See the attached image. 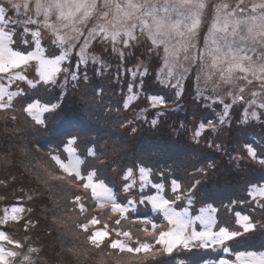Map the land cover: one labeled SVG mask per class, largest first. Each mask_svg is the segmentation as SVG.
I'll use <instances>...</instances> for the list:
<instances>
[{"label": "snow or ice", "instance_id": "1", "mask_svg": "<svg viewBox=\"0 0 264 264\" xmlns=\"http://www.w3.org/2000/svg\"><path fill=\"white\" fill-rule=\"evenodd\" d=\"M41 15L43 21L33 18ZM53 15L60 23V28L50 22ZM93 20L97 22L92 27H87ZM39 25L51 31V46L59 51L58 55L53 53L51 59L43 55L40 27L33 30V26ZM61 28L65 31L61 32ZM141 36H146L152 43L149 53L159 44L164 45L163 60L164 67L168 68V77L185 76L189 71H195L197 84L203 77L205 86L211 83L212 92L216 94L214 97H208L198 90L197 99H203L205 102L212 100L217 106L223 105L221 113L218 114L219 123L202 121L196 126L194 138L197 141L202 133L218 135L225 122L230 120L229 110L237 104L244 107L243 120L238 122H259L264 118V0H236L235 3H232V0H0V74L6 76L9 83L14 80H27V76L22 75L20 70L30 62L37 61L35 70L44 85L50 82L57 84L58 73L70 76L72 81L79 83V74L72 70L71 64L61 68V61L68 59L70 53H74L73 59L77 67L90 59L94 64H100L102 70L105 56L109 54L117 56L121 64H126L129 58L135 55L134 49ZM201 36L202 47L198 43ZM173 39L176 43L169 46ZM80 41L82 43H78ZM94 49H100L98 55L94 53ZM128 49L133 51L128 52ZM185 63L188 67H185ZM139 67L138 64L137 68ZM174 68L181 71L176 73ZM125 71L132 70L125 68ZM137 74L143 77L145 73L133 72L134 76ZM160 76L161 71H158L157 78L160 79ZM83 79L87 81V75ZM160 82L166 83L164 80ZM27 83L36 87L33 80H27ZM142 86L143 81L140 87ZM166 86L179 89L182 87V81L178 78L175 85H171L169 81ZM221 88L225 89V95L231 99V103L225 102V98L217 94ZM233 88L238 91L233 92ZM250 89L256 90L250 92L251 99H246L245 93ZM129 90H132L131 85ZM136 95L138 94L133 93L127 97L125 109ZM175 95L177 100L181 98L180 91H176ZM17 97L22 104L30 99L24 90L9 91L0 85V110L13 112L11 116L3 117L5 125L9 122L15 125L21 116L25 120L31 118L36 125H43V114L53 112L57 108L55 104L41 106L38 102H29L18 110V115L14 107V98ZM258 97L262 98L259 104ZM148 99L152 108L166 107L167 98L164 96H149ZM207 106L211 107V104ZM145 111L141 109V112ZM162 114L157 113V117ZM139 118L138 114L137 119ZM130 123L122 127L130 126ZM151 123L155 126L158 120L153 119ZM136 131L135 128L132 129L133 133ZM75 139L70 138L65 146V150L69 152L67 160L62 158L58 150L56 154H51L50 150L49 158L54 162V167L52 172H48L42 179L45 184L58 182L70 190H75L70 192V203L87 220L85 223H78L76 227L82 230L86 242L93 250L103 252L106 247L109 254H128L134 260L142 254L143 260H137V264H163L158 258L170 257L178 248L223 247V251L227 252L229 249L225 246L226 242H235V238L243 237L244 234H255L257 229L264 230V222L257 220L252 213L235 214L236 225L239 226L236 230L217 224V210L211 203L201 207L199 214L189 216L188 208L181 209L180 204L202 202L199 198L201 181H195L190 187H186L179 177L168 181L167 175L161 173L162 182L152 184V188L156 189L154 195H145L141 191L139 200L126 198L121 192L127 193V197L136 195L132 191L136 185V181L132 179L133 169L124 170L123 188L115 183L109 186L105 180L98 177L101 169L89 170L90 166L76 154L75 148L68 149L67 145L73 144ZM209 143H214L211 137ZM215 147L219 151L221 145L217 144ZM243 150L248 159L264 165V144L254 146L246 143ZM100 151L99 147H91L87 156L96 158ZM231 159L239 166L244 156L237 154ZM4 163L7 166L10 160L5 158ZM214 166L213 162H209L207 168ZM204 171V167L195 170L196 173ZM138 172L142 190L151 183L150 177L154 176V172L142 164L138 167ZM129 180L132 182L128 183ZM16 184L17 177L11 173L0 179V189H7ZM166 184H170L171 196L165 191ZM33 191L36 195H26L24 185L21 184L15 189L17 202L5 207L0 215V264H48L39 256L42 248L33 247L28 243V233L39 228L41 222V216L36 214V207L28 205L43 204L42 192L39 189ZM247 194L256 203L257 208L264 212V184H250ZM9 195L0 191V201L7 203ZM178 201L180 203H177ZM237 203L235 200L231 201V204ZM239 203L245 201L241 200ZM137 205H151L156 217L134 215ZM48 211L50 209L46 205L41 207L44 219H47ZM94 211L97 214L94 215ZM103 211H110L109 219L115 221L113 227L110 228L108 223H104L102 228L96 227L101 223L98 214ZM195 211L193 209V212ZM87 216H91V219H87ZM161 217L162 224H157L156 219ZM129 218L133 224L143 226L139 229L145 234L143 240L139 237L134 239L131 230L121 227L122 221ZM51 223L55 224L56 219L53 218ZM9 225H22L26 234L24 242L10 235ZM213 225H216L218 230H214ZM48 234L52 235L51 230ZM26 244L27 252H23ZM239 255L249 258L246 264H264V253L248 252ZM219 264L228 262L221 260Z\"/></svg>", "mask_w": 264, "mask_h": 264}, {"label": "rangeland", "instance_id": "2", "mask_svg": "<svg viewBox=\"0 0 264 264\" xmlns=\"http://www.w3.org/2000/svg\"><path fill=\"white\" fill-rule=\"evenodd\" d=\"M17 2H22V0H17ZM235 2L236 0H232V3ZM33 18L41 21L44 19L43 15L40 17L33 16ZM50 22L55 23L56 27L60 28V23L56 21L55 15L50 18ZM96 22L97 21L93 20L87 27H92ZM36 27H40L42 32L43 39L41 41V47L44 57L51 59L53 58V53L58 55L59 51L51 46V31L44 29L42 25L33 26V30ZM63 31H65V29L61 28V32ZM78 43H82V41ZM175 43L176 41L173 39L170 41L169 46ZM198 43L200 47L203 46L202 36ZM109 47H111V45H109ZM34 48L35 44L33 43V49ZM150 48H152L151 41L148 40L146 36H141L134 49L135 55L131 56L126 64H121L117 56L109 54L105 56V63L102 70L100 64H94L90 59L87 63L77 67L75 59H73L74 53H70L68 59L61 61V68L71 64L72 70L79 74V83L72 81L70 76L66 77L65 74L58 73L56 76V80L58 81L57 84L53 85L50 82L48 85H44L43 82L40 81L39 75L35 70L37 61H32L27 67L20 71L22 75L27 76V80H33V82L36 83V87L29 86L27 80H14L9 83L7 77L3 76V74H0V85L5 86L9 91L24 90L30 97V99L24 101L23 104L20 102L19 97L14 98V107L17 109L18 115V110L29 102L44 103L43 105L46 103L57 105V108L53 112L43 115L44 119L45 115L50 117L49 119H45L46 129L44 132H46V135L47 133L48 135H52V141L55 137L59 136L61 143H63L64 136H72L74 133L78 136L77 134L82 133L84 130H87V128H90V130L92 128V133H97L99 136V139L96 140L97 145H101L102 142H104L103 140L110 136L108 135V129L118 131L121 129V131H124L115 146L109 147L110 145L106 144L105 146L102 145L99 147L101 151L97 153L96 158H93L94 162L90 167L101 169V171L98 172V177L101 179L106 177V172L109 173L111 180L116 182L120 188H123L124 170L132 168V179L136 181L135 188L132 189V191L136 193V195L134 197H127V193L121 192V195L126 198L139 200V193L141 191L144 193V190L150 184H147L146 187L141 190L138 172V167L140 165L136 166L128 162L126 159L127 157L124 156V153L128 151H138V154L142 156L146 162L147 167L159 169L157 173L159 174V171L160 174L165 173L169 179L179 177L182 184L186 187H190L195 181H201L200 195H204L208 191L210 184L233 180L231 177L236 179L234 174L238 176V179H243L246 176L251 180H256L264 184V165H260L258 161L248 159L247 153L243 150V146L246 143H251L254 146L256 144H264V118L259 122L254 120L248 123L238 122L243 120L244 107L242 104H237L233 109L229 110L230 120L225 122L223 130L218 135L202 133L197 141L194 138L196 126L202 121L219 123L218 114L221 113L223 105L217 106L212 100L205 102L203 99H197L198 90L202 91L204 96L208 97H214L216 94L212 92L211 83L205 86L203 77L199 84H197L195 71H189L185 76L174 75L173 77H168V68L164 67L163 60L164 45L159 44L156 48L152 49L151 53H149ZM93 51L98 55L100 49H94ZM132 51L133 49H128V52ZM138 64L140 65L139 68H137ZM185 67H188L187 63H185ZM125 68L131 69L132 71L126 72ZM118 69L119 75H117ZM158 71H161L160 79L157 78ZM180 71L181 70L174 68V72L179 73ZM133 72H144L145 74L143 77L138 74L134 76ZM85 75L88 77L87 81L83 79ZM178 78L182 81L181 88L173 89L170 86H166V83L169 81L171 85H175ZM160 80H164L166 83H161ZM142 81L143 86L140 87ZM129 85L132 86L131 91L129 90ZM101 90L102 94H100ZM254 90L256 89H250L245 93L246 99L252 98L250 92ZM176 91L181 92V98L178 100L175 95ZM232 91L237 92L238 89L233 88ZM133 93H137L138 95H136L135 99L129 101V107L125 109L124 103L127 97L133 95ZM217 94L223 96L225 102H232L231 99L225 95L224 88L219 89ZM157 95L167 98L166 107H151V102L148 97ZM261 99L260 97L257 98V104L261 102ZM208 104H211V107L207 106ZM141 109H145L146 111L141 112ZM257 111L260 110L257 109ZM157 113L163 114L157 117ZM12 114V111L4 112L0 110V179L6 174L11 173L15 175L17 181L21 183V181L23 182L26 180L25 175L27 177L28 175L21 172L16 165L13 166L15 155L8 151L9 147H7V145L10 141L7 137L10 132L12 136V132L15 130L17 131V127L22 126V124L24 125L29 122L31 124L32 119L28 118L25 120L23 116H21L16 121L15 125H12L11 122L5 125L3 117L5 115L11 116ZM138 114L140 117L139 119H137ZM56 116L57 119H55ZM153 119L158 120L155 126L151 123ZM129 122H131L130 126L122 127V125H128ZM33 123V127L44 128L45 125H36L35 121ZM182 124L184 127H181ZM133 128L137 130L135 133L132 132ZM210 137L214 143H209ZM86 139L87 138L84 139L86 144L80 147L82 153H84L85 147L88 145ZM217 144L221 145L219 151L215 147ZM139 145L144 146L147 152L156 150L159 159L163 155L164 165H161L159 161L158 168L156 162L152 160L153 156L142 151ZM132 146L134 148H132ZM67 147L68 149L73 148L74 143L67 145ZM49 148L50 146L46 145L44 150L47 151ZM75 151L76 154L79 155L76 148ZM257 151L259 153V149H257ZM66 153L68 158L69 152L66 151ZM237 154L244 156L239 166H237L235 160L231 159V157ZM79 156L82 158L81 155ZM5 158L10 160L7 166L4 163ZM209 162L214 163V168H207ZM201 167H204L205 171L196 173L195 170ZM45 171H47V168H45ZM56 174H58V171ZM229 176H231L230 179H228ZM131 182V180L128 181V183ZM233 182L236 183L235 181ZM243 183L244 181L240 180L239 185ZM29 185L34 188L33 184L30 182ZM18 187L19 184H16L7 189H0V191L10 194L7 198V203L0 201V215L3 214L5 205L15 203V189ZM71 191L75 190H70L64 186L63 192L66 193L68 199L72 198L70 194ZM155 193L156 189L154 192L146 195H154ZM76 194L80 193L76 192ZM27 195L32 194L28 193ZM177 203L180 202L178 201ZM65 204V207L63 206V210L60 212L59 218L57 216L55 219L58 221L62 217L67 221L69 227L67 232L71 238H74L71 243L74 241L78 242V244L76 243L78 251L82 253L85 258H90L93 264H137V260H143L142 254L134 260L128 254L122 256L109 254V250L106 247L103 252L93 250L86 242V236L83 234L82 230L76 232L75 224L87 222V220H85L86 218L83 216L84 219L81 215L77 214L73 210L72 204H69V202ZM180 206H182L181 209L187 207L189 210L188 215L192 216L199 214V209L205 205L199 203L189 205L185 202L180 204ZM193 209L196 211L193 212ZM93 214L95 215L97 213L94 211ZM110 215V211L108 213L107 211H103L101 214H98V219H100L101 223L96 227L102 228L104 223H108L110 228L113 227L115 221L109 219ZM87 218H91V216H87ZM50 222L51 220L48 219L46 225L43 227L46 231H48L47 229L50 226L48 224H50ZM156 223L162 224L159 221ZM121 227L124 230H131L134 239L136 237H139L141 240L145 238V234L139 230L143 226L133 224L131 218L126 222L122 221ZM40 228L42 227L40 226ZM9 232L14 239L24 242V235L26 234H19L18 227L9 225ZM258 232L262 233L263 230L258 229ZM28 235L30 236V242H35L36 238H38L34 234L28 233ZM47 236L46 233L42 234L41 239H45ZM250 236V234H244L246 238ZM230 243L231 242H226L225 246L230 245ZM133 246H135L134 243ZM213 248L217 249L219 247ZM221 249H223V247H221ZM22 251L27 252V249L24 247ZM186 251L183 253L178 252L176 256L182 258ZM248 252L251 251H242L236 254L230 252V255H232L231 258L221 257L218 260L208 261V263L205 264H219L221 260L227 261L228 264H246L249 258L246 255L240 256L239 254H246ZM253 252L257 254L264 253V251ZM39 256L46 260L48 264H79L76 260L72 263V260L67 259L58 247H50L49 245L45 250L42 247V252L39 253ZM158 259L162 260L163 264H169L165 256L159 257Z\"/></svg>", "mask_w": 264, "mask_h": 264}, {"label": "trees", "instance_id": "3", "mask_svg": "<svg viewBox=\"0 0 264 264\" xmlns=\"http://www.w3.org/2000/svg\"><path fill=\"white\" fill-rule=\"evenodd\" d=\"M41 106H44L42 103H39ZM45 105H52L49 103H46ZM44 115V114H43ZM50 117H47L45 115V119H49ZM57 119V116L55 117ZM32 123L30 124H22V126L17 127L18 130L11 132L8 134L7 139L10 141V143L7 145L9 147L8 151L9 153L14 154L13 156L15 157L13 159V166L16 165V167L21 170V172L26 173L28 177L25 175L26 180L21 181L19 183L17 181V184L19 186L21 184L24 185L25 187V194L27 195L32 194L36 195V193L33 191L35 189H39L42 192V202L43 204H37V205H28V206H33L36 207V214L41 216V222L40 226L43 228L44 225H46L48 219L53 220V218H56L60 215V212L63 210V206L65 207V203L71 201V199H68L66 197V193L63 192L64 186L57 183H51V184H45L43 182V177L47 175L48 172H52L53 167H54V162L50 161L49 155H50V150L51 154H56V151L58 150L62 154L63 159H67V153L65 150V145L67 141L70 138L75 137L76 139L74 140V147L78 150L79 155H81V159L86 160V163L90 166L94 161L93 158L87 156V151L91 147H100L102 145L109 144V147L115 146L122 133L124 131H118V130H112L108 129V137H106L102 142L101 145H97L96 140L99 139V136L97 133H92L93 129L87 128V130H84L82 133L76 134L70 136H64L63 138V143H61L60 137L57 136L54 138L52 141V135H46V132L44 130L46 129V124L43 127H33L34 121H31ZM90 122V121H88ZM87 138L88 145L85 147L84 153L80 151V147L84 146L86 142L84 139ZM46 145H49L50 148L49 150L45 151L44 148ZM153 145V144H151ZM73 147V148H74ZM140 149L146 153H149L152 157V160L156 162L157 167L159 166V161L161 165H164L163 163V155L160 157L157 156V151L152 150V152H147L144 148V146L139 145ZM132 148H134L132 146ZM138 151H128L124 153V156L127 157L126 159L128 162H131L132 165H140L149 168L146 166V162L138 154ZM17 158V159H16ZM83 167V166H82ZM45 168H47V171H45ZM153 169L154 176L150 177L151 183L149 184L148 187L144 190L145 195L152 193L155 191L154 188H152V184L154 183H161L162 180L160 178V171L159 174L157 171L159 169H154L153 167H150ZM159 168V167H158ZM94 167H89V170H93ZM58 171V168H57ZM106 177H103L102 180H105L106 183L109 184V186H112V183H115L113 180H111V177L109 173H105ZM236 179L234 177L229 176L228 179H233L229 180L232 182H219L216 184H210V188L204 195H200V200L202 201L199 204L205 205V204H212L214 208H216V220L217 224L221 226H228L234 230L238 229V225H236V213L239 212L242 215L244 214H249L252 213L255 218L259 221L264 220V212H261L258 208L257 205L254 201L251 200L250 197H248L247 194V189L250 184H257L260 185L256 180H251L248 177L245 176L243 179H238L237 175ZM99 176V174H98ZM168 178V177H167ZM101 179V178H100ZM172 179V178H171ZM171 179L168 178V181ZM235 179V180H234ZM241 181H244L243 184L239 185ZM235 181L236 183H234ZM25 182V184H24ZM29 182L33 184L34 188H32L29 185ZM54 184V186H53ZM117 185V184H116ZM63 189V190H62ZM151 189V191H149ZM165 191L168 193L169 196H171V188L170 184L165 185ZM237 201V204H231V201ZM244 200L245 203H239V201ZM215 201V203H213ZM17 201H15L16 203ZM43 205H46L50 211L47 213V219H44V213L41 212V207ZM11 205L7 204L4 207H10ZM183 206V205H182ZM180 206V208L182 207ZM137 211L134 213V215H140V216H147L149 218H155L156 213L152 212L151 206H143L139 205L136 206ZM73 210L80 215L78 209H74L72 205ZM93 208H95V205H93ZM255 209V211H253ZM109 211H107L108 213ZM83 217V216H81ZM84 218V217H83ZM82 218V219H83ZM85 219V218H84ZM91 219V218H87ZM86 220V219H85ZM124 222L128 220H123ZM159 221L162 223V217L159 219H156V222ZM50 222V225L48 227V231H46L44 228H37L34 229L33 231L30 232V234H34L38 238H36L35 242H28L31 244L33 247H38L42 248L45 250L48 245L51 247H58L61 252L66 256L67 259L72 260L71 262L74 263V261H78L79 264H93V261H91L90 258H85L82 253H80L77 249L76 243L78 242L73 241L74 238H71L69 233L67 232L69 230L68 223L67 221L61 217L58 221H56L55 224H52ZM76 226V224H75ZM19 229V234L24 233L23 227L20 226L18 227ZM51 230L52 235H49V231ZM214 230H218L216 225H214ZM21 231V232H20ZM81 231L76 227V232ZM47 234L48 236L45 239H41L42 234ZM251 236L249 238L246 237H237L235 238V242H231L230 245H228L229 251L226 253L221 249V247L214 249V248H190V249H184V248H178L174 251V253L168 257L165 256V259L168 260L169 264H205L208 263V261H214L218 260L221 257H226V258H231L232 255H230V252L237 253V252H242V251H256V252H262L264 251V230L263 232H255V234H250ZM25 237V235H24ZM27 249V246H25ZM188 250V251H186ZM184 256L178 257L176 254L183 253L185 252ZM176 252V253H175Z\"/></svg>", "mask_w": 264, "mask_h": 264}]
</instances>
